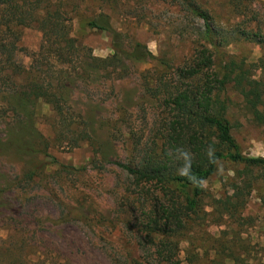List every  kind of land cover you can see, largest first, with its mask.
<instances>
[{"label": "rangeland", "instance_id": "obj_1", "mask_svg": "<svg viewBox=\"0 0 264 264\" xmlns=\"http://www.w3.org/2000/svg\"><path fill=\"white\" fill-rule=\"evenodd\" d=\"M57 1L73 19V37L96 58L113 54L109 38L86 26L88 18L100 12L111 16L117 31L145 44L156 57L170 59L174 67L191 57L198 40L193 22L172 0ZM198 1L218 21L223 44L220 51L214 50L221 52L216 54L217 64L228 55L250 64L263 59L264 47L243 33L264 30V0H236L242 13L231 6V0ZM21 32L22 50L16 62L29 68L43 35L36 27ZM125 69V74L111 77L92 74L73 91L67 105L88 124L99 154L86 143L76 149L57 143L50 105L40 101L29 107L30 122L20 124L16 115L10 117L0 94V264H160L153 245L144 241L140 246L133 235L144 218L141 192L135 184L129 185L132 179L126 172L107 163H134L147 150L145 145L154 149L152 142L158 141L157 129L167 115L143 87L144 77L157 70L156 63H129ZM166 75L177 80L173 72ZM255 75L264 81V70ZM226 96L231 101L227 119L241 153L264 157V126L253 121L231 86ZM43 140L49 145L47 155L21 151L40 149ZM93 160L100 168H91ZM60 164L88 169L67 175L56 172ZM32 169L38 174L33 183L25 184L23 179ZM204 187L196 213H188L180 199L186 222L177 246L181 263L264 264V172L223 161ZM148 205L153 210L156 202L150 200Z\"/></svg>", "mask_w": 264, "mask_h": 264}, {"label": "trees", "instance_id": "obj_2", "mask_svg": "<svg viewBox=\"0 0 264 264\" xmlns=\"http://www.w3.org/2000/svg\"><path fill=\"white\" fill-rule=\"evenodd\" d=\"M172 2L191 19L198 39L193 43L191 57L177 67L171 65L170 59L156 57L145 44L130 40L117 31L111 16L104 12L96 13L86 21L89 30L104 34L110 40L112 56L100 59L93 57L92 50L81 46L73 37V19L57 0H0L1 102L11 113L10 117L16 115L20 124L30 122L33 113L29 107L40 101L50 105L55 113L56 142L71 149L86 143L94 147L96 154L100 151L88 124L81 116L73 115L72 106H67L73 91L94 73L111 77L124 72L129 63H156L157 70L151 76L154 78L145 76L143 87L161 103L167 114L157 129L158 141L152 142L154 149L145 145L147 150L141 151L142 157L135 162L131 161L134 163H107L126 172L132 179L129 185L135 184L141 192L138 198L142 202L144 218L133 235L140 246L144 241L153 245L160 264H182L177 246L186 222L183 223V213L179 209L180 199L184 200L188 213H196L206 193L204 184L221 162L243 165L250 172H264V157H246L241 153L227 119L231 101L226 96L231 86L243 98L253 121L264 126V81L255 75L257 70H264V57L259 63L250 64L228 55L226 61L217 64L216 54L221 52L214 50L220 51L223 38L219 39L215 16L198 0ZM235 2L231 0V6L242 13ZM30 27L41 31L43 41L39 51L32 55L31 65L25 68L16 62V58L22 50L19 46L21 29ZM243 37H251L264 47L262 27L256 32L244 31ZM165 72H173L177 80H168ZM51 75L54 80L50 82ZM136 144L143 145L141 142ZM39 147H24L21 151L27 155H47V141L43 140ZM98 164L93 160L91 168H100ZM87 169L88 166L76 169L60 164L56 172L69 175L87 172ZM37 174L38 169H32L23 181L29 185ZM147 185H156L159 189L146 191ZM150 196L154 198L150 199ZM150 200L156 202L153 210L148 205ZM164 200L166 203L162 204ZM136 217L139 221V213Z\"/></svg>", "mask_w": 264, "mask_h": 264}]
</instances>
